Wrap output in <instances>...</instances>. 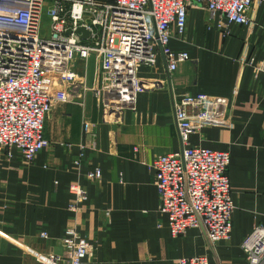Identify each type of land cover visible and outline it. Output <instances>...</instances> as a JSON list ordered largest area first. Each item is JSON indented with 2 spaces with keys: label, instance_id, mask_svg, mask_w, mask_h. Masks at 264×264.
Listing matches in <instances>:
<instances>
[{
  "label": "crops",
  "instance_id": "1",
  "mask_svg": "<svg viewBox=\"0 0 264 264\" xmlns=\"http://www.w3.org/2000/svg\"><path fill=\"white\" fill-rule=\"evenodd\" d=\"M248 15L246 25L219 27L218 16L189 7L185 35L169 43L189 59L169 75L160 57L140 67V77L166 81L139 93L133 109L113 113L94 94L110 83L95 55L73 62L81 85L70 93L58 89L44 122L50 145L27 163L15 149L11 157L0 150V264H44L48 253L68 264L61 245L66 227L95 247L90 264H176L202 254L208 264H247L240 244L264 224V3ZM180 94L208 100L189 144L230 155L232 229L216 243L202 226L172 236L158 210L152 162L181 147L173 109ZM96 169L100 177L88 178ZM72 182L87 192L75 211L68 210Z\"/></svg>",
  "mask_w": 264,
  "mask_h": 264
},
{
  "label": "built area",
  "instance_id": "2",
  "mask_svg": "<svg viewBox=\"0 0 264 264\" xmlns=\"http://www.w3.org/2000/svg\"><path fill=\"white\" fill-rule=\"evenodd\" d=\"M264 0H0V150L19 152L25 163L50 145L44 122L58 89L70 93L81 85L71 67L75 60L95 55L110 83L94 90L113 113L133 109L137 96L163 86L138 75L162 58L168 75L189 59L185 50H172V38L185 35L187 11L193 5L218 16V26L246 25L253 4ZM44 7L49 34H40ZM90 31L80 39L75 30ZM71 30L67 33V30ZM208 100L180 94L173 99L174 122L181 141L177 151L157 155L152 166L159 199L172 236L202 226L211 243L230 237L234 203L227 169L228 151L189 144L201 126ZM136 150V147L134 148ZM79 164V160H75ZM99 178L100 170L87 173ZM68 210L87 199L82 185L72 182ZM47 239L45 231L39 232ZM68 264H90L95 247L75 228L66 227L61 239ZM240 248L247 264H264V224H256ZM62 256L45 254L44 264H64ZM176 264H208L206 254L181 257Z\"/></svg>",
  "mask_w": 264,
  "mask_h": 264
},
{
  "label": "rangeland",
  "instance_id": "3",
  "mask_svg": "<svg viewBox=\"0 0 264 264\" xmlns=\"http://www.w3.org/2000/svg\"><path fill=\"white\" fill-rule=\"evenodd\" d=\"M49 24L50 18L46 13V7H44L41 19H40V34L48 35L49 34Z\"/></svg>",
  "mask_w": 264,
  "mask_h": 264
},
{
  "label": "water",
  "instance_id": "4",
  "mask_svg": "<svg viewBox=\"0 0 264 264\" xmlns=\"http://www.w3.org/2000/svg\"><path fill=\"white\" fill-rule=\"evenodd\" d=\"M71 30H67L66 32L67 33H70ZM76 33H81L79 35V38L80 39H84V38H87L88 35L90 34V31L88 29H86L84 26H79L76 30H75Z\"/></svg>",
  "mask_w": 264,
  "mask_h": 264
}]
</instances>
